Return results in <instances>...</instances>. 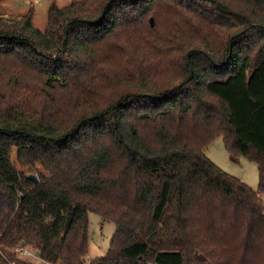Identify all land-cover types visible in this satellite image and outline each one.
<instances>
[{"label": "trees", "instance_id": "1", "mask_svg": "<svg viewBox=\"0 0 264 264\" xmlns=\"http://www.w3.org/2000/svg\"><path fill=\"white\" fill-rule=\"evenodd\" d=\"M32 19L0 16V264H32L20 246L84 264L89 212L116 226L90 264H264V0H73ZM219 137L257 190L204 155Z\"/></svg>", "mask_w": 264, "mask_h": 264}, {"label": "rangeland", "instance_id": "2", "mask_svg": "<svg viewBox=\"0 0 264 264\" xmlns=\"http://www.w3.org/2000/svg\"><path fill=\"white\" fill-rule=\"evenodd\" d=\"M73 0H1L0 16L7 20H18L29 9L33 12L32 24L39 30H44L47 22V11L51 3L59 7L69 5ZM152 19V18H151ZM204 155L209 158L224 172L231 174L253 190H257L258 173L257 167L253 162L243 157H231L224 149L222 138L215 139L205 150ZM14 165L19 168L15 161V154H12ZM264 204V190L260 194ZM88 252L83 258L84 264H90L93 260L105 255L110 241L115 233L116 226L113 222H103L101 218L89 212L88 216ZM30 260V261H29ZM32 264H45L40 260L30 258Z\"/></svg>", "mask_w": 264, "mask_h": 264}, {"label": "built area", "instance_id": "3", "mask_svg": "<svg viewBox=\"0 0 264 264\" xmlns=\"http://www.w3.org/2000/svg\"><path fill=\"white\" fill-rule=\"evenodd\" d=\"M14 252H16L17 256L21 259L24 260H29L30 258H34L35 260H40L41 262H44L45 264H50L48 262L43 261L37 253H35L34 251H32L29 248H25V247H16L14 248ZM30 261V260H29Z\"/></svg>", "mask_w": 264, "mask_h": 264}, {"label": "water", "instance_id": "4", "mask_svg": "<svg viewBox=\"0 0 264 264\" xmlns=\"http://www.w3.org/2000/svg\"><path fill=\"white\" fill-rule=\"evenodd\" d=\"M151 25H153L152 19L150 18ZM28 178L34 183L37 184L38 180L34 175H29Z\"/></svg>", "mask_w": 264, "mask_h": 264}, {"label": "crops", "instance_id": "5", "mask_svg": "<svg viewBox=\"0 0 264 264\" xmlns=\"http://www.w3.org/2000/svg\"><path fill=\"white\" fill-rule=\"evenodd\" d=\"M261 194V193H260ZM261 196V195H260Z\"/></svg>", "mask_w": 264, "mask_h": 264}]
</instances>
